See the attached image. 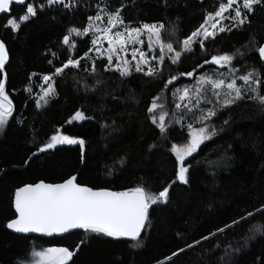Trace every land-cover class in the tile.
<instances>
[{
  "label": "trees",
  "instance_id": "obj_1",
  "mask_svg": "<svg viewBox=\"0 0 264 264\" xmlns=\"http://www.w3.org/2000/svg\"><path fill=\"white\" fill-rule=\"evenodd\" d=\"M122 2L128 4L126 22L131 21L134 25L163 22L169 29L175 24L178 31L173 39H182L203 22L205 11H212L216 0H204L203 3L201 0H168V7L164 6L163 0H112L114 6ZM88 3L94 4V0H88ZM24 11L23 6H14L12 15L19 17ZM94 11V7L87 5H82L76 12L47 9L38 18L22 25L18 32L6 29V19L0 16V39L10 54V63L6 66L7 90L14 103L13 118L0 131V264H22V258L29 259L34 247L37 250L50 246L75 247L87 238L82 230L61 239L20 235L6 229L5 224L14 216V191L25 183L41 179L55 183L77 175L81 184L94 188L123 191L144 184L155 191L174 178L175 158L169 148L171 143H182L186 131L177 125L165 140L146 112L155 95L166 97L169 111H175L172 93L161 91L160 79L137 73L128 78L106 72L101 76L102 65L97 61L96 77L83 70L67 69L63 76L56 78L58 97L45 108L35 107V96L42 85L40 77L51 74L72 54L62 44L67 29L84 24L87 15ZM251 37L264 41V9H257L250 28L221 34L215 43L209 44L208 54L197 49L194 54H185L179 65L166 63L164 78L180 71H191L211 54L243 50L242 46H246ZM77 43L79 51L73 54L74 58L82 56L91 46L89 37L79 38ZM53 52L58 59L52 56ZM50 59L53 60L51 65ZM235 63L237 67L253 65L251 59ZM82 64L89 65L90 69V61H82ZM213 69L217 66L205 65L196 75L198 77L202 72L212 75ZM97 79L106 83L96 85ZM192 83L194 80L181 77L174 87L191 86ZM85 84L90 89L95 86L94 90L86 92L82 87ZM29 87L33 88L31 95L26 90ZM77 109L85 110L86 115L94 119L67 125L66 121ZM223 119H230V126L206 142V147L202 145L196 154L202 163L196 166L193 161L190 190H177L170 205L152 213L151 226L142 233L141 247H135V241L123 239H92L82 246L77 264H157L179 247L223 227L246 209L252 210L264 203V114L251 104H241L232 110L231 116L216 120L217 126ZM61 125L68 133L78 134L87 141L86 162L81 163L78 146H60L54 154H41L25 165L24 161L37 150V145ZM153 144L158 147L149 150ZM229 145L231 149H228ZM225 149L234 157L232 167L221 169L213 176L210 174L212 165H206L205 158L215 162L217 154ZM205 166L209 171H205ZM246 228L247 225H242L228 234L233 244H244ZM222 240L223 237L218 236L204 241L174 257L172 264H219L223 244L215 251L211 249ZM262 258L264 238L257 237L226 260L231 264H259Z\"/></svg>",
  "mask_w": 264,
  "mask_h": 264
},
{
  "label": "snow or ice",
  "instance_id": "obj_2",
  "mask_svg": "<svg viewBox=\"0 0 264 264\" xmlns=\"http://www.w3.org/2000/svg\"><path fill=\"white\" fill-rule=\"evenodd\" d=\"M163 3L165 7L169 6L168 0H163ZM82 5L94 7V14L87 15L86 22L81 26L67 29L62 44L72 54L61 66L55 67L51 74L40 77L42 85L35 96V107L45 108L51 100L58 97L56 78L63 76L65 70H83L89 76L96 77L99 61L102 65L101 76L106 72L128 78L137 73L160 79L161 91L172 93L175 111H169L166 97L155 95L146 108L147 118L165 140L177 125L186 131V136L182 143L170 145L169 151L175 158L174 178L160 190H151L144 184H137L123 191L94 188L81 184L77 175H71L60 182L51 183L41 179L17 187L12 200L14 216L5 224L6 229L13 233H34L40 237L61 239L77 230L87 234V238L82 239L75 247L50 246L40 247L38 250L34 247L31 258H22V264H77L76 258L82 251V246L97 238L135 241V247H141L142 233L151 226L152 213L170 205L177 190H190L193 161H196V166L202 163L196 155L201 151V146L206 147V142L219 136L231 124L230 119H223L222 124L217 126L216 120L225 115L231 116L232 110L241 104H251L259 113L264 114V41L255 37H251L247 45L242 46L243 50L211 54L210 58L204 59L191 71H180L177 75L164 78L166 63L179 65L185 54H194L197 49L208 54L209 44L215 43L221 34L250 28L257 9H264V0H216L212 11H205L203 22L182 39H173L178 31V25L175 24L169 29L163 22L135 25L131 21L126 22L128 4L122 2L119 6H114L112 0H94V4H89L88 0H41L39 3L36 0H0V15L6 19V29L18 32L22 25L38 18L47 9L76 12ZM14 6H23L24 14L13 16ZM84 37L90 38L91 46L82 56L74 58L73 54L79 51L77 40ZM90 53L94 55H89ZM51 54L58 59L56 53ZM247 59L253 61L252 66H236V61ZM82 61H90V69ZM9 63V50L5 42L0 40V131L9 125L14 113L13 99L7 90L6 66ZM48 63L53 64V60H48ZM205 65H215L217 69L212 70V75L202 72L197 77V72L202 71ZM220 69L225 71H219ZM181 77H188L194 83L191 86L174 87ZM105 83L103 79L96 80V85L103 86ZM82 87L87 92L94 90L95 86L90 89L85 84ZM26 90L30 95L33 92L32 87ZM93 119L94 117L86 115L85 110L77 109L66 124L73 125ZM60 146H78L81 163L86 162L87 141L78 134L68 133L61 125L37 145V150L31 153L24 164L29 165L32 158H39L41 154H54L60 150ZM156 147V144L150 145L149 150ZM231 147L229 145L228 149ZM228 149L218 153L215 162L205 158L204 163L212 165L211 175L215 176L217 171L232 167L234 157L228 154ZM205 171H209L207 166ZM242 225H247L244 244L235 245L228 234L240 229ZM218 236H222L223 240L214 244L211 251L221 248L223 244L219 264H231L226 257H231L246 247L248 241L257 237L264 238V203L252 210L246 209L223 227H217L215 231L202 235L193 243L179 247L164 260L157 261V264H172L174 257ZM259 264H264V258L260 259Z\"/></svg>",
  "mask_w": 264,
  "mask_h": 264
},
{
  "label": "water",
  "instance_id": "obj_3",
  "mask_svg": "<svg viewBox=\"0 0 264 264\" xmlns=\"http://www.w3.org/2000/svg\"><path fill=\"white\" fill-rule=\"evenodd\" d=\"M1 16V15H0ZM1 40V39H0ZM14 209V208H13ZM16 234H19V233H16ZM20 235H37L39 236V234H34V233H30V234H20Z\"/></svg>",
  "mask_w": 264,
  "mask_h": 264
},
{
  "label": "rangeland",
  "instance_id": "obj_4",
  "mask_svg": "<svg viewBox=\"0 0 264 264\" xmlns=\"http://www.w3.org/2000/svg\"><path fill=\"white\" fill-rule=\"evenodd\" d=\"M105 47H106V44H105ZM94 54V53H93ZM130 58V57H129ZM31 258V255L29 256V259Z\"/></svg>",
  "mask_w": 264,
  "mask_h": 264
}]
</instances>
